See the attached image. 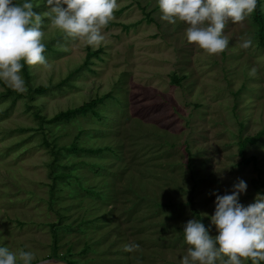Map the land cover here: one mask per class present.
I'll use <instances>...</instances> for the list:
<instances>
[{"label":"rangeland","instance_id":"rangeland-1","mask_svg":"<svg viewBox=\"0 0 264 264\" xmlns=\"http://www.w3.org/2000/svg\"><path fill=\"white\" fill-rule=\"evenodd\" d=\"M30 2L43 17V43L57 53L29 66L30 84L22 71L26 91L13 109L0 102V245L34 252L33 264H181L183 224L198 219L192 190L207 226L213 192L230 193L243 179L242 204L264 193V136L246 147L256 163L240 153L247 137L264 133V32L254 12L229 22L228 48L209 55L187 42L184 22L160 19L157 0H117L98 47L52 25L46 0ZM90 49L102 52L87 63ZM80 67L71 86L55 87ZM41 85L50 91L32 97ZM97 97H108L101 119L49 124L36 115L50 120ZM73 143L100 152L71 153ZM128 243L139 250L125 252Z\"/></svg>","mask_w":264,"mask_h":264},{"label":"clouds","instance_id":"clouds-1","mask_svg":"<svg viewBox=\"0 0 264 264\" xmlns=\"http://www.w3.org/2000/svg\"><path fill=\"white\" fill-rule=\"evenodd\" d=\"M157 4L162 21L175 24L179 20L187 25V42L195 43L209 55H218L229 46L226 25L249 17L257 0H157ZM46 5L48 10L43 15L51 19L52 25L68 38L84 40L91 47L105 41L103 29L118 10L117 0H46ZM42 21L41 13L34 11L30 0L22 4L17 0H0V82L14 91H26L21 74L25 64L47 65ZM252 43L249 38L240 46L248 49ZM256 74V68L249 71L251 77ZM247 188V183L238 179L230 193L213 192L215 211L209 226L196 218L183 224L188 248L181 264H243V260L264 264V193H257L254 202L244 205L240 197ZM213 226L216 235L211 234ZM139 247L128 243L123 250L132 253ZM35 259L32 251L14 252L0 245V264H33ZM40 264L50 262L41 260Z\"/></svg>","mask_w":264,"mask_h":264},{"label":"trees","instance_id":"trees-1","mask_svg":"<svg viewBox=\"0 0 264 264\" xmlns=\"http://www.w3.org/2000/svg\"><path fill=\"white\" fill-rule=\"evenodd\" d=\"M17 2L22 4L24 2V0H17ZM261 4H262L261 0H257V6H256V9L254 11V20L260 26L261 34H263V32H264V12L262 11ZM34 11H35V8H34ZM152 21H153L152 19L149 20V22H152ZM262 45H264V43H262ZM45 47H46L45 53H57V50L53 49L49 45L45 44ZM100 52H102V51L99 50V51L93 52L90 49L87 63H89L90 59L93 56H99ZM22 71H23V74L25 75V77L27 79V83L30 84L29 79H30L31 73H30L29 66L25 64ZM82 71H83V67L77 68L76 70L71 72L70 75L65 80H63L60 84L56 85L55 87L62 89L65 86H71V80L73 78H75L76 76H78ZM173 83L180 85L181 79L175 77L173 80ZM0 84L5 88V90L2 93H0V102H2L4 100H11L12 104H11L10 109H13L16 106L18 100L23 98L24 95L20 92L14 91L13 89H11L10 87H8L7 85H5L2 82H0ZM50 89L51 88H49V86H44V85H41V86L36 87V88H33L31 86L30 87L31 96L33 97L34 94L35 95L45 94L48 91H50ZM107 98L108 97H97L96 99H93L90 102H86L85 104H83L80 107L71 108V109H68L67 111L60 112L59 114H57L55 117H53L50 120H47L45 117L40 115V113H36V115L39 119H41L42 122H48L49 124H56V123L62 122V121L68 122V121H71L74 118H76L78 115L88 116L90 113L93 114L94 116H96L98 119H101L102 115L100 114L98 108L103 106L107 102ZM263 136H264V133H259L258 135L254 136V137H247L242 142L241 148H240V153H241V156L243 159L242 162L244 164H249L251 162H255V163L257 162L256 157L247 158L246 147L248 146V144H256ZM66 150L71 152V153H76V154H83V153L95 154V153L100 152V149L81 147V146H79L78 143H73L70 147H66ZM65 176H67V175L61 174V178H64ZM189 204L194 208L193 209L194 215L198 219H202V221L205 223V225L207 227V223H206L205 219L202 217L201 212L196 208V201L194 199V190H192V192H191ZM55 241H57V239H55ZM66 261L69 264H76L75 261H69V260H66ZM249 264H251V261L249 262Z\"/></svg>","mask_w":264,"mask_h":264},{"label":"water","instance_id":"water-1","mask_svg":"<svg viewBox=\"0 0 264 264\" xmlns=\"http://www.w3.org/2000/svg\"><path fill=\"white\" fill-rule=\"evenodd\" d=\"M46 261H49L50 264H69L67 261H64L58 258L48 259ZM35 264H40V262L35 263Z\"/></svg>","mask_w":264,"mask_h":264}]
</instances>
